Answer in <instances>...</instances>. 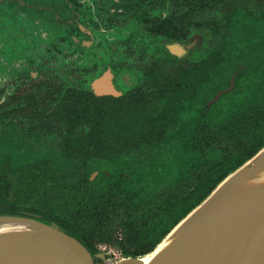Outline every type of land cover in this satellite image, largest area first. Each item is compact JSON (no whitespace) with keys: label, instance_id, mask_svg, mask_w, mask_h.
Segmentation results:
<instances>
[{"label":"rangeland","instance_id":"374dc122","mask_svg":"<svg viewBox=\"0 0 264 264\" xmlns=\"http://www.w3.org/2000/svg\"><path fill=\"white\" fill-rule=\"evenodd\" d=\"M83 1L77 0V10L72 12L69 9L70 0H0V179L5 177L9 182L6 190L0 180V197L2 190L11 199L19 197L21 192L18 181L26 184L28 175L33 183L32 186L29 183L30 187L41 193L42 181L37 174L43 170L46 171L47 184L60 185V180L64 183L63 181L72 180L74 176L89 179V183L82 184L86 187L83 188L86 196L110 195L114 200L127 199L133 207L138 205L141 209L151 211L156 199L173 192L176 189L175 182L183 177L174 172L171 164L159 153L146 150L133 152L128 149L134 145L133 140L123 138L117 132L115 135H107L105 143L103 140H96V143L99 141L96 149L100 152L86 149L88 146L91 148L90 136L93 135V129H99L104 121L100 123L95 116L79 122L76 121V116L83 112L79 102L87 98L88 94L89 98H106V103H101L108 109L117 108L119 104L113 98L127 95L129 99L137 101L130 113L134 123L131 128L138 129L142 118L150 117L155 111L156 101L152 99L151 92L163 84L148 73L157 66L148 57V49H144L134 30L133 34H129L132 32L125 29L124 23L115 36L119 43L114 44L117 47L105 51V57H110L111 65L100 57L94 58L95 56L87 54L80 47L67 50V36L75 32L69 25L74 13L85 11V18H89L90 24L99 20L94 6ZM260 3L264 10V0ZM147 5L151 16L158 19L156 22H160L162 16L159 15L163 8L161 0H151ZM153 27L156 28V25L153 24ZM5 29H10L7 38L3 34ZM93 29H96L95 26ZM101 32H97L100 38H107L110 34L106 32L101 35ZM17 36H23L22 42ZM126 39L125 43H121ZM115 52H119V56L114 55ZM260 52L251 48L242 54H236L223 70L205 77L200 89L188 94L179 119L195 121L199 108L202 109L205 103L211 105L212 101L217 102L221 96L224 100L231 101L230 110L245 104L253 105L256 95L264 90L262 75L243 80L235 78L238 70L235 73L233 71ZM95 54L97 57L101 55L99 50ZM108 67L116 73L114 81L120 88L118 96L102 97L90 90L91 80ZM188 69L187 66L182 68L177 65L175 69L161 73L164 81L170 82L174 80L175 74ZM41 83L44 88H38ZM48 84H62L66 89L70 88L80 98L79 102L75 101L72 105L68 102L64 105V101L58 103L55 92L51 96L42 91ZM140 90L143 91L142 94H139ZM32 97L36 101L35 111L28 106V100ZM144 97L151 98L150 103L139 105ZM225 113L219 110L211 114L206 120L208 128H221L228 124L229 114ZM137 120L139 124H136ZM137 140L141 138L135 142ZM127 145L126 149L121 148ZM70 184L60 188V196L65 201L74 199L78 192V185ZM57 202L60 203L58 200ZM122 211L117 208L114 212V223H118L116 218H120ZM125 236L122 228H116L110 240L98 246V250L106 248V252H101L106 260L116 263L126 258L122 246ZM113 250L118 251L117 257L110 252ZM93 264L104 263L94 261Z\"/></svg>","mask_w":264,"mask_h":264},{"label":"trees","instance_id":"16d2710c","mask_svg":"<svg viewBox=\"0 0 264 264\" xmlns=\"http://www.w3.org/2000/svg\"><path fill=\"white\" fill-rule=\"evenodd\" d=\"M161 2L167 8L166 17L160 19V22L152 21L156 28L152 25L148 35L143 36L147 39L144 49H148V57L157 66L148 73L159 83L162 82L163 86L156 87L157 90L151 92L152 99L156 101L155 111L150 117L142 118L138 129L131 128L134 123L130 113L137 101L129 99L127 95L113 98L112 100L119 104L117 108L108 109L101 103H106V98H89L88 94L87 98H83L85 100L79 102L80 98L62 84H48L42 91L51 96L55 92L57 102L64 101V105L79 102L83 112L77 114L76 121L81 122L95 116L100 123L104 121L99 129H93V135L90 136L91 148L88 146L86 149L100 152L96 149L99 143H96V140H103L105 143L107 135L120 133L121 137L133 140L134 145L128 148L131 151L146 150L164 156L171 164V169L183 177L175 182L176 189L160 195L152 210L147 211L138 205L133 207L127 199L114 200L110 195L86 196L83 189L86 187L82 184L89 179L74 176L72 180L63 181L64 183L60 180V185L47 184L46 171L41 170L37 174L42 181L41 193H37L38 189L30 187L29 183L31 186L33 183L29 175L25 179L27 185L18 181L21 192L19 197L14 196L11 199L1 189L3 194L0 197V214L28 213L40 216L78 240L91 255L99 253L98 246L108 242L116 228H122L126 235L122 245L123 254L129 258L143 257L152 252L166 234L199 205L228 174L264 146V90L254 96L256 102L254 99L253 105L245 104L230 110L231 101L224 100L221 96L217 102L212 101L211 105L205 103L202 109L199 108L195 121L179 119L182 108L187 103L185 100L188 94L198 91L205 77L223 70L236 54H242L251 48L261 51L258 56L251 57L233 72L238 70L236 79L246 80L261 75V79H264V10L261 9L260 3L262 0ZM132 5L139 7L137 12L143 11V3L140 0L133 1ZM131 10L130 15L133 14ZM108 20L107 17L104 22ZM193 38H198V41L184 57H174L165 48L173 43L189 44ZM74 46L68 39L67 50L74 49ZM106 62L111 65L109 61ZM177 65L182 68L187 66L189 69L175 74L173 81H164L161 72L167 70L166 73ZM42 85L43 83L38 85V88ZM138 92L142 94L143 91ZM150 99L144 97L139 105L149 104ZM28 102L29 109L35 111V99L32 97ZM219 110L229 114L228 124L221 128H208L207 118ZM137 122L138 120L136 124H139ZM73 133L74 131L71 135ZM137 135H140L141 140L135 142L139 139ZM64 146L69 150L67 145ZM128 146L121 148L126 149ZM0 180L7 190V178ZM69 183L78 185V192L74 199L65 201L60 196V188ZM55 198L60 203L55 201ZM117 208L123 211L120 218H116L118 223H114V212Z\"/></svg>","mask_w":264,"mask_h":264},{"label":"water","instance_id":"95a60500","mask_svg":"<svg viewBox=\"0 0 264 264\" xmlns=\"http://www.w3.org/2000/svg\"><path fill=\"white\" fill-rule=\"evenodd\" d=\"M168 50L171 54L180 56L173 53L170 47ZM98 80L92 83L96 95L118 96L117 92L99 89V85H96ZM263 150L264 146L228 174L180 221L200 207L223 181L245 168ZM9 229L36 230L46 237L18 240L10 248H1L0 264H93L94 261L104 264H141L139 261L142 257H126L112 263L106 260L101 252L91 255L78 240L37 215L0 214V230ZM150 264H264V198L219 216L214 222L184 238Z\"/></svg>","mask_w":264,"mask_h":264},{"label":"flooded vegetation","instance_id":"af4514ba","mask_svg":"<svg viewBox=\"0 0 264 264\" xmlns=\"http://www.w3.org/2000/svg\"><path fill=\"white\" fill-rule=\"evenodd\" d=\"M133 1L135 0H84L83 3H91V5L94 6L99 20L96 21V23L93 21L90 24L88 22L89 18L87 20L85 18V11H79L77 14L74 13V18L70 21L69 25L70 29L72 28L75 32L73 35L67 36V38L72 41V43H74L75 48L80 47L82 49H85L87 54L95 56L94 58L100 57L102 60L105 61V63H107L106 61H109L110 57H105V51L114 50V44H119L116 42L115 36L117 35L122 23H124L125 29L131 32L132 30H134V34H136V37L139 39V42L142 43L144 47H146L147 39L143 35H148V33L150 32L149 28L152 24L151 22L158 21V19L156 17L151 16V12L147 5L151 2V0H140L141 3H143V6H141L143 7V11L140 12L136 11L139 8L137 5H132ZM76 2L77 0H70L69 9L72 12L77 10L75 6L77 4ZM131 8L133 9L131 10ZM163 8L159 15V17L162 16V19H164L167 15L166 6H163ZM130 10L133 11L132 15H130L129 13ZM107 17L109 18L108 22H104V19L106 20ZM94 26L96 29H93ZM98 31H102L101 33L103 34L101 35H105L106 32H110V34L107 36V38H100L97 34ZM9 32L10 29H5L3 31L5 38L8 37L7 35ZM129 34H133V32ZM22 38L18 39H20L22 42ZM1 39L3 38L1 37ZM127 40L128 39L123 40V42L121 43H125ZM197 41L198 38H193L189 44L180 45L178 43H173L166 45L165 48L169 52L168 47H170L173 53L179 54L180 56H176L174 54H171L170 52L169 54L174 57L181 58L184 57L187 52L195 46ZM97 50H99L101 54L98 57L95 54ZM115 53L116 54L114 55L119 56V52ZM111 54L113 53H110V55ZM115 76L116 73L113 72L111 68L108 67L107 69H103V71H101L96 78L91 80L90 90L94 93L92 89V83L95 80L102 78L101 80H98L96 82V85H99V89H101L102 91L116 93L117 91H119L120 88L117 87V84L114 81Z\"/></svg>","mask_w":264,"mask_h":264},{"label":"bare ground","instance_id":"6f19581e","mask_svg":"<svg viewBox=\"0 0 264 264\" xmlns=\"http://www.w3.org/2000/svg\"><path fill=\"white\" fill-rule=\"evenodd\" d=\"M261 198H264V150L245 168L223 181L200 207L180 221L156 248L150 254L144 255L139 262L150 264L184 238L214 222L219 216ZM39 237L46 236L31 229L0 230V249L10 248L18 240Z\"/></svg>","mask_w":264,"mask_h":264},{"label":"built area","instance_id":"2783aa9c","mask_svg":"<svg viewBox=\"0 0 264 264\" xmlns=\"http://www.w3.org/2000/svg\"><path fill=\"white\" fill-rule=\"evenodd\" d=\"M99 252H106V248L105 247L100 248ZM110 252L112 253V255H114V257H117L119 255L118 251H116V250H113Z\"/></svg>","mask_w":264,"mask_h":264}]
</instances>
